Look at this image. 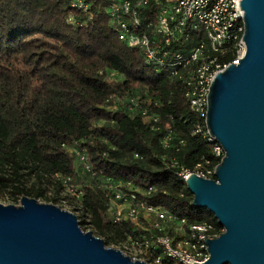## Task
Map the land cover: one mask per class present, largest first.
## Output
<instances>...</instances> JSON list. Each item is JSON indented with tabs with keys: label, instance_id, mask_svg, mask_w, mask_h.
I'll list each match as a JSON object with an SVG mask.
<instances>
[{
	"label": "trees",
	"instance_id": "trees-1",
	"mask_svg": "<svg viewBox=\"0 0 264 264\" xmlns=\"http://www.w3.org/2000/svg\"><path fill=\"white\" fill-rule=\"evenodd\" d=\"M70 1L0 0V190L16 204L22 196L46 197L53 181L58 195L63 179L78 178L80 167L90 185L73 181L81 193L79 207L74 206L94 235L107 246L128 238L141 247L147 242L155 246L150 263L162 252L155 242L161 233L150 230L143 218L110 221L107 210L117 191L134 193L184 219L186 232L205 223L211 226L207 234L220 235L213 215L191 205L192 196L178 176L181 169L199 165L207 171L218 162L203 118L185 98L191 68L175 66L172 76L165 67L148 66L109 27L110 0H85L86 12L72 8ZM148 13L141 17L151 18ZM235 56L229 41L216 57L228 65ZM111 73L120 79L109 80ZM111 95L123 99L113 110L106 108ZM129 98L139 104L133 115L124 101ZM142 111L157 120L144 119ZM74 148L85 155L88 169L77 163ZM181 238L196 241L175 240Z\"/></svg>",
	"mask_w": 264,
	"mask_h": 264
},
{
	"label": "water",
	"instance_id": "water-1",
	"mask_svg": "<svg viewBox=\"0 0 264 264\" xmlns=\"http://www.w3.org/2000/svg\"><path fill=\"white\" fill-rule=\"evenodd\" d=\"M239 2L244 53L214 76L207 95L206 130L223 157L214 179L184 181L191 205L223 230L205 239L201 264H264V0ZM0 264L146 263L84 231L73 213L22 196L0 204Z\"/></svg>",
	"mask_w": 264,
	"mask_h": 264
},
{
	"label": "built area",
	"instance_id": "built-area-1",
	"mask_svg": "<svg viewBox=\"0 0 264 264\" xmlns=\"http://www.w3.org/2000/svg\"><path fill=\"white\" fill-rule=\"evenodd\" d=\"M239 1L241 0H110L107 5L108 24L111 30L121 43L137 49L148 66L155 70L165 67L171 70L172 76L177 74L173 69L175 66L191 68L193 78L187 83L185 98L190 108L203 118L205 135L213 142L212 153L218 162L212 170L207 171H201L199 165L193 171L181 169L178 176L183 183L191 174L205 179H208L206 176L213 177L215 167L223 157L221 147L209 137L206 130L207 95L214 76L227 66L216 57L222 56L224 45L229 41L233 42L236 56L231 63H236L244 53V44L241 40L243 11L239 9L241 8ZM70 6L80 12L89 9V3L85 0H71ZM143 13L151 14V18L148 16L143 19L141 17ZM67 21L72 22V18H68ZM168 56H173L169 62ZM122 101L119 96L111 95L106 108L113 110ZM124 101L129 103L126 107L129 114L133 115L139 104L133 102V98ZM141 116L148 121L157 120L153 116L149 117L146 111H142ZM200 131L202 129L198 127L197 132ZM75 147L79 145L76 143ZM72 152L77 163L88 169L85 155L76 148L72 149ZM62 183L64 186L62 192L70 198L72 206L79 207L77 202L81 193L75 192L79 187L73 188L69 178H64ZM129 185L126 183L124 187L129 188ZM149 193L150 188L146 194ZM144 216L152 218L148 228L161 233L156 236L155 242L161 246L162 252L154 257L155 261L152 264H159L161 260H165L166 264L204 263L208 258L205 239H215L219 236L207 234L211 226L205 223L189 226L186 232L183 227L186 224L184 219L146 204L134 193L123 194L117 191L110 199L107 217L113 223L123 220L137 223L141 217L145 218ZM193 230L197 234H193ZM176 236H187L195 238L196 241L190 243L185 238L175 240ZM124 243L142 256L153 257L150 250H154L155 246L148 245L147 242L143 247L132 242L130 238Z\"/></svg>",
	"mask_w": 264,
	"mask_h": 264
},
{
	"label": "rangeland",
	"instance_id": "rangeland-1",
	"mask_svg": "<svg viewBox=\"0 0 264 264\" xmlns=\"http://www.w3.org/2000/svg\"><path fill=\"white\" fill-rule=\"evenodd\" d=\"M120 77L121 76L118 75L117 73H115V74L111 73V74L108 75V79L109 80H115L116 81V80L120 79ZM76 169L78 171V173H77V177L78 178H75V180L77 182L82 181L85 184L90 185V177L87 174H85L80 167H76ZM75 180L71 179V183L72 184H74L73 181L75 182L74 185H76V181ZM30 182H32V179L29 180V183ZM48 190H49V193L45 195L46 197H44L42 199H39L37 201H39L41 203H46V204H53V205H56V206L60 207L61 209H64V210H66L68 212L73 213L76 216L78 221H81V222L85 221L86 222V223H84V224H82L80 226L84 231H88V230L92 231L91 228H90V224H88L89 220L86 217H81L82 212L81 211H77L76 208L74 206H72L73 204H72L70 198L67 197L65 195V193H63L61 191L58 193V195L55 194V190H57V189L55 188V184H54L53 181H51V185L48 186ZM53 199H56L54 203L52 201ZM9 200H10L9 193H7V191L0 190V204H2V205H9V204L18 205L19 204V201H18V203L13 204V203L9 202ZM144 217L145 218H143V217H141V218H143L144 222H146L149 225V227H150V225L152 223V218L151 217H146V216H144ZM108 246L109 247H113L115 249L121 250L125 255L129 256L132 260H139V261L145 262L146 264H152L148 260V257L142 256L139 252H137L134 249H132L127 243H121V244H114L113 243V244H110Z\"/></svg>",
	"mask_w": 264,
	"mask_h": 264
}]
</instances>
